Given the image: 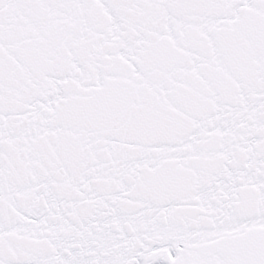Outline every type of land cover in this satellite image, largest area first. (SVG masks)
I'll use <instances>...</instances> for the list:
<instances>
[{
	"label": "snow or ice",
	"instance_id": "obj_1",
	"mask_svg": "<svg viewBox=\"0 0 264 264\" xmlns=\"http://www.w3.org/2000/svg\"><path fill=\"white\" fill-rule=\"evenodd\" d=\"M0 264H264V0H0Z\"/></svg>",
	"mask_w": 264,
	"mask_h": 264
}]
</instances>
